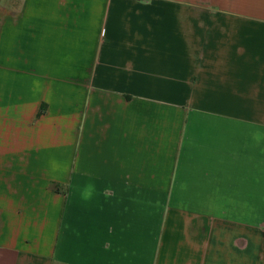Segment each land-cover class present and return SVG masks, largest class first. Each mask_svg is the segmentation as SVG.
<instances>
[{"label": "crops", "instance_id": "1", "mask_svg": "<svg viewBox=\"0 0 264 264\" xmlns=\"http://www.w3.org/2000/svg\"><path fill=\"white\" fill-rule=\"evenodd\" d=\"M0 264H264V0H0Z\"/></svg>", "mask_w": 264, "mask_h": 264}]
</instances>
